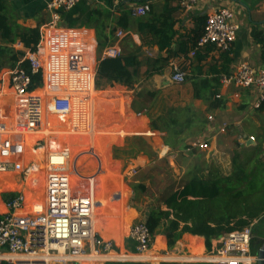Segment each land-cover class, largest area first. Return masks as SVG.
I'll return each instance as SVG.
<instances>
[{"label": "crops", "instance_id": "crops-1", "mask_svg": "<svg viewBox=\"0 0 264 264\" xmlns=\"http://www.w3.org/2000/svg\"><path fill=\"white\" fill-rule=\"evenodd\" d=\"M50 1L0 0V4L5 5V16L11 29L10 34L5 36L0 31V126H6V132L0 135V163L10 167L8 172L0 174V217L8 212V195L15 194L25 197L23 208L18 214L35 216L43 212L47 187L46 160L53 152H67L69 158L71 155L89 158L92 153L83 149L104 148L111 155L114 146L112 152L123 149L131 142H146L149 151L138 152L133 158L135 169L144 170L165 160L177 177V184H174L177 187L188 180L191 173L204 180L230 175L236 152L246 150L252 153L254 149L260 148L261 158H264V113L257 111L260 104L256 90L221 85L217 99L222 100V107L210 108V91L216 89L214 80H217V75L212 72L223 71L226 60L222 58L223 52L216 48L204 52V59L199 64L192 51L187 55L173 56L168 64L163 65L160 61L169 56L153 45L151 37L143 38L135 28L125 31L118 25L125 11L131 12L135 7L148 4L153 14H161L166 3L170 2L177 9L174 15L177 36L171 48L177 53L180 42L187 40L196 29L197 19L228 9L234 13V23L239 26V31L227 59L231 60L227 68L232 74L242 64H248L256 71H262V47L253 39L252 33L258 31L264 34V0H195L192 12L183 10L180 0H88L79 3L71 11L55 12L48 9ZM95 12L108 13L111 17L99 19ZM54 13L60 16V21L56 27H51ZM37 29L41 33L39 46L42 49L40 59L43 72L41 84L33 92L41 96L47 105L57 94L54 90L62 88L65 94L72 97L74 112L68 116L45 112L38 134L22 135L15 133V130L25 125L26 100L17 96L11 85V76L15 70L22 68L31 52L25 47L22 36ZM118 31H123L125 38L118 39ZM109 47L119 48L122 55H135L141 63L140 75L133 89L118 84L103 91L96 88L98 67L101 60L106 59L103 54ZM73 48L79 49L87 58L90 73L71 76L68 72L67 60ZM149 63H155L159 71H153ZM172 65L180 66L187 74L185 84L170 82L169 70ZM151 73L153 75L149 76ZM206 80L211 83L206 90L203 89V99L195 98L194 85H204ZM236 103L240 106L234 107ZM40 133L45 134V138L35 142ZM197 142L207 143L208 149H198L194 146ZM132 143L129 145L132 146ZM74 147L75 151L72 150ZM93 154L97 165L93 173L97 172V175L104 170V165L108 169V159L102 158L101 163ZM121 161L114 163L112 160V167L118 170ZM34 166L37 172L25 179L24 172ZM86 169L87 166L81 173L88 171ZM87 182L95 189L96 178ZM74 190L91 197L95 194L92 190L78 187H74ZM98 204L95 211L98 217L109 220L100 234L115 244L118 254L115 259L121 262L102 260L81 264H211L207 262L211 258L204 257L208 252L205 239L188 234L183 235L173 250L167 249V240L163 235L155 236L148 255L139 257L141 261H133L135 246L129 236L125 237L127 227L125 230L118 224H112L113 219H109L104 209V200ZM154 205L152 201L142 205V214L133 208L130 210L138 214L139 221H146V215ZM127 224L130 222L127 221L125 226ZM253 233L252 247L256 246L259 251L264 242V220L253 224ZM193 239L203 242L202 253L193 254L190 250ZM159 241L165 247L156 250ZM218 245L219 240L213 241L209 255L215 254ZM152 256L183 257L190 258V261H151Z\"/></svg>", "mask_w": 264, "mask_h": 264}, {"label": "built area", "instance_id": "built-area-1", "mask_svg": "<svg viewBox=\"0 0 264 264\" xmlns=\"http://www.w3.org/2000/svg\"><path fill=\"white\" fill-rule=\"evenodd\" d=\"M85 1L88 0H51L48 9L51 12L71 11ZM195 4V0H180V7L187 12H192ZM150 11V5H140L132 9V15L137 18L145 17ZM59 21L60 16L54 13L50 26L56 27ZM238 31L239 26L234 23V13L228 9L219 10L207 17L205 33L199 46L210 44L220 52H229ZM116 36L123 39L126 34L118 31ZM41 56L42 49L39 46L36 52L27 55L30 72L19 68L11 76L12 88L18 97L26 100L25 125L15 130L18 134L36 133L43 123L45 112L59 116H68L74 112L73 99L62 88L54 90L57 94L47 105L41 96L33 92L32 77L42 76L43 72ZM103 56L116 59L122 53L119 48L109 47ZM87 61L79 49L73 48L67 60L68 72L71 76L90 73ZM171 68V83L185 84L187 74L184 70L178 65H172ZM70 82L69 80V88ZM221 85L256 90L259 93V104L264 101V70L256 71L248 64H242L230 76L223 77ZM5 130L6 126L1 125L0 135ZM222 131L225 132V128ZM194 146L200 150L208 149V144L204 142H197ZM68 158L67 152H53L47 156V187L42 213L35 216L18 214L23 208L25 197L21 194L8 195V212L0 217V264H81L102 260L112 262L107 259L118 255L115 244L105 240L96 229L93 196L82 195L74 190L68 170ZM9 170L8 165L0 163V174ZM36 172L37 167H31L24 172V178H30ZM137 174L138 170L133 168L129 176L135 177ZM253 235L251 226L224 236L219 240L216 254L207 256L213 260L207 262L257 264V257L252 255ZM129 238L135 246L134 256L143 257L151 251L154 237L145 221H139L131 228Z\"/></svg>", "mask_w": 264, "mask_h": 264}, {"label": "trees", "instance_id": "trees-1", "mask_svg": "<svg viewBox=\"0 0 264 264\" xmlns=\"http://www.w3.org/2000/svg\"><path fill=\"white\" fill-rule=\"evenodd\" d=\"M176 12L177 9L173 8L170 2L166 3L161 14H153L150 11L147 16L137 18L133 17L132 10L131 12L125 11L119 18L118 25L125 31L135 28L143 38L144 36L151 37L153 45L158 47L161 52H167L169 56L167 59L160 61L163 65L168 64L170 59L174 58L173 56L187 55L189 52L195 53V59L200 64L204 59L202 53L215 48L210 44L199 46L205 33L207 17L196 20V29L193 34L184 42H180L178 52L174 53L171 48L177 36L174 17ZM95 15L99 19H109L111 17V14L101 12H95ZM0 31L2 36L10 34L11 31L5 16L4 4H0ZM252 37L262 47L264 62V34L254 31ZM99 40H101L100 35ZM107 40L106 37L105 41ZM22 41L31 52H36L41 41V33L38 29L28 31L27 34L22 36ZM231 51L222 54V58L226 59L223 71L212 72L217 75V80H214L216 89L210 91L209 99L212 101L210 106L212 109L222 107V100L217 99V94L221 87L222 78L231 74L227 68V65L231 62V60H227L231 55ZM148 65L153 71H159L155 63H149ZM22 68L30 72L27 61L22 65ZM140 70L141 63L135 55H122L116 59L106 58L101 60L96 75V88L103 91L107 87H113V84H118L133 89L140 75ZM196 73L198 72L196 71ZM152 75V73L149 74V76ZM32 80L35 89L40 86L42 78L40 75H36L32 77ZM210 83L209 80H206L204 85H194L195 98L203 99L204 90L210 86ZM257 111L264 113V101ZM144 143L147 145L146 142ZM137 150V153L148 152L149 147L143 149V146L140 145V149L137 148ZM261 156L262 150L260 148L254 149L252 153L246 150L236 152L232 159L230 175L204 180L201 176L191 173L188 180L186 179L177 188L172 186L166 189L146 215L145 222L153 237L163 235L167 240L169 250L176 247L183 235L202 237L205 239L207 251L211 252L213 241H218L231 233L251 227L257 221H263L264 158H261ZM133 190H141V192L146 193L144 186L134 187ZM103 200L104 209H106L109 203L105 199ZM109 210L110 208L105 211L111 217ZM111 218L115 219L113 216ZM164 247L162 241H159L156 250ZM190 250L194 253L203 251V242L193 239Z\"/></svg>", "mask_w": 264, "mask_h": 264}, {"label": "rangeland", "instance_id": "rangeland-1", "mask_svg": "<svg viewBox=\"0 0 264 264\" xmlns=\"http://www.w3.org/2000/svg\"><path fill=\"white\" fill-rule=\"evenodd\" d=\"M235 106H240V104L236 103ZM56 119V118H55ZM58 120V119H57ZM59 121V120H58ZM61 122V121H59ZM67 136V135H66ZM45 138V134L43 135L42 133L39 134V137L37 136V141L38 140H43ZM33 143V142H32ZM132 143V142H131ZM129 143V144H131ZM102 144V142L100 143ZM127 144L123 149L121 150H115L112 152L113 148L111 144V155L110 153L107 152V150L102 149H91V148H86L83 149L85 152L89 151L91 152V156L95 153V157L99 159L102 163V158L103 160L107 158V167L105 169V165L103 167L104 170H101L98 172L97 175H95L97 172L93 173L96 171L97 165L96 161L94 160V157L90 156L85 157V156H79V157H74V155L70 157L68 160V170L71 173L72 178L77 177V180H72L73 186L82 188L84 190H92L95 192V194H92L93 201L94 199L96 200L94 202L95 205V211L97 208V204L105 199L108 203L109 206L106 207V211L108 208L109 214L111 217H115L113 219L112 224H118V226L122 229L126 230L125 231L126 235L125 237H128L130 234L131 228L139 222L138 220V214H142V205L146 204L147 202H155L158 200V196H160L166 189L174 186L177 188V177L175 174H173V168L168 164L167 161L162 160L159 161L155 165H151L149 167H146L144 170L140 168L138 169V174L135 177H130L129 173L130 170L133 168H136L135 164L133 163L132 160L133 158L137 155V148L140 149V145L146 147L144 142H138L136 141L135 143H132V146ZM34 144H32L33 146ZM129 145V146H128ZM138 145V146H136ZM135 146V147H134ZM31 147V146H30ZM75 147L72 148L73 151H75ZM115 154V156L113 155ZM117 158V159H116ZM115 161L114 163H118V161H121V166L117 170L115 167H112L113 162L112 160ZM89 165H94L95 167L89 166ZM87 166L88 171H85L81 173L82 169ZM118 168V167H117ZM128 175V176H127ZM95 176V177H93ZM175 176V177H174ZM93 178H96L97 184L95 186V189L92 188V184L87 182L92 180ZM176 179V180H175ZM108 186V187H107ZM137 186H144L146 189V193L139 191H134L133 188ZM78 192L81 191V189L75 188ZM117 196V197H115ZM115 198V199H113ZM99 205V204H98ZM135 209L138 214L135 215V212L131 211L130 209ZM96 214V224H97V229L103 230L105 229V223L106 221L109 222V220H103V218L98 217V213L95 212ZM109 219H112L109 217ZM137 219V220H136ZM127 221H130V224H125ZM122 242V241H121ZM206 248V246H205ZM168 249V248H167ZM207 250V248H206ZM258 248L256 246L252 247V255L255 256L257 254ZM172 251H169V253ZM191 253V252H190ZM193 253V252H192ZM202 253V252H200ZM200 253H193V254H200ZM210 252H207L209 255ZM206 254L207 257L208 255ZM216 254V252H215ZM196 256V255H195ZM183 258V257H181ZM208 261H211L208 260ZM121 262V261H118ZM196 264V263H195Z\"/></svg>", "mask_w": 264, "mask_h": 264}, {"label": "bare ground", "instance_id": "bare-ground-1", "mask_svg": "<svg viewBox=\"0 0 264 264\" xmlns=\"http://www.w3.org/2000/svg\"><path fill=\"white\" fill-rule=\"evenodd\" d=\"M38 134V132H36V133H32L31 135H37ZM43 134V133H42ZM63 148H65L64 146H63ZM63 148H61V149H63ZM60 149V150H61ZM70 158H68V160H69ZM128 176V175H127ZM96 215V214H95ZM97 219V218H96ZM96 229H97V224H96ZM98 230V229H97ZM99 231V230H98ZM99 233H100V231H99ZM115 255L112 257V258H109V259H107V260H109V261H118V260H116L115 259ZM142 258V257H141ZM141 258H139V257H134L132 260L133 261H135V262H138V261H141ZM150 258V257H149ZM151 261H157V260H166V261H190V258H181V257H175V256H168V257H158V256H152L151 258ZM210 260V259H209ZM211 260H213V259H211Z\"/></svg>", "mask_w": 264, "mask_h": 264}, {"label": "water", "instance_id": "water-1", "mask_svg": "<svg viewBox=\"0 0 264 264\" xmlns=\"http://www.w3.org/2000/svg\"><path fill=\"white\" fill-rule=\"evenodd\" d=\"M169 71H170V74H172L171 68ZM170 82H171V80H170ZM257 264H264V242H263L261 248L259 249V251L257 253Z\"/></svg>", "mask_w": 264, "mask_h": 264}]
</instances>
